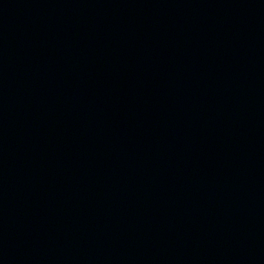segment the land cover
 <instances>
[{
  "label": "water",
  "instance_id": "1",
  "mask_svg": "<svg viewBox=\"0 0 264 264\" xmlns=\"http://www.w3.org/2000/svg\"><path fill=\"white\" fill-rule=\"evenodd\" d=\"M0 264H264V0H0Z\"/></svg>",
  "mask_w": 264,
  "mask_h": 264
}]
</instances>
